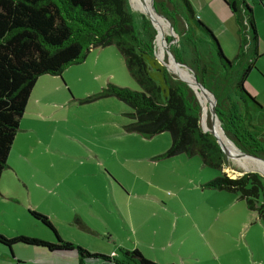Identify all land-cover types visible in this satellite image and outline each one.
<instances>
[{
	"label": "trees",
	"instance_id": "obj_1",
	"mask_svg": "<svg viewBox=\"0 0 264 264\" xmlns=\"http://www.w3.org/2000/svg\"><path fill=\"white\" fill-rule=\"evenodd\" d=\"M223 1L236 15L240 31H246L232 60L226 57L218 38L198 16L191 0H154L158 12L171 21L180 35V46L176 48L169 46L172 37L165 39L163 60L188 66L216 96L221 125L217 119L212 123L209 107L213 97L206 92L210 96L208 129L222 131L243 152L264 159V107L245 87L260 56L253 8L247 0ZM260 2L264 6V0ZM156 35L151 19L136 14L130 0H0V178L9 168L20 121L38 79L43 75L60 76L69 67L84 62L92 49L115 45L141 90L109 83L79 102L116 97L128 104L132 111L128 113L130 122L124 126L126 132L147 138L169 132L172 142L164 157L198 156L204 166L218 169L219 175L203 187L238 194L264 226V177L248 172L233 178L226 172L228 157L214 134L203 129L202 106L195 91L156 57ZM204 43L209 47L206 57L202 51ZM168 48L175 60L167 56ZM242 157L248 163L257 160ZM29 213L52 231L56 242L0 233L1 244L12 248L21 243L51 251L74 249L81 264L85 258L113 260L116 264H163L146 257L138 248L121 249L122 257L118 259L91 252L63 240L47 215L36 210Z\"/></svg>",
	"mask_w": 264,
	"mask_h": 264
},
{
	"label": "rangeland",
	"instance_id": "obj_2",
	"mask_svg": "<svg viewBox=\"0 0 264 264\" xmlns=\"http://www.w3.org/2000/svg\"><path fill=\"white\" fill-rule=\"evenodd\" d=\"M222 1L191 0L198 14L206 4H210L212 10L219 5L226 11L227 22L234 27L232 40L229 35L224 36L215 24L203 22L218 38L226 57L232 60L239 47H236V41L239 44L246 31L242 29L239 32V24ZM137 2L152 4V0ZM249 2L259 32L258 51L264 54V6L259 0ZM130 6L136 14L151 16L158 30V23L149 11L135 7L132 0ZM160 23L162 38L156 35L155 51L161 58L165 39L172 37L174 40V37L170 23L162 16ZM173 40L169 46L179 47L178 33L176 41ZM208 49L204 43L202 51L205 57L209 55ZM256 66L245 87L264 107V56L257 59ZM172 70L180 76L178 71ZM180 71L194 77L185 67ZM62 81L67 86L68 97L78 99V118L70 119L71 122L78 121V124L69 123L72 136L78 133V141L63 139L61 147L67 154H49L50 158L43 167L49 177L46 184L54 185L56 178L61 180L57 187L59 196H36L34 202L43 209L57 208L64 233L74 231L75 228L65 220L71 218L73 208L78 206L83 220L99 232L97 236L87 231L76 233L78 241L86 248H139L154 260L161 258L163 262L174 264H264V226L255 213L248 210L238 194L203 187L219 175L218 169L204 166L198 156L164 157L172 142L169 132L150 138L126 132L124 126L130 122L128 113L132 108L116 97L83 104L79 102V99L100 91L109 83L141 90L115 45L92 49L84 62L63 72ZM194 87L199 91L197 86ZM205 95L207 114L210 96L206 92ZM221 141L230 152L225 169L231 177L242 176L250 167L261 164L246 160L248 164H244L235 150ZM92 150L100 154L99 159L87 157ZM258 171L264 172V168ZM35 182V179H29L26 186L17 189L19 195L0 203V230L5 234L13 236L16 230L28 232L25 225L11 223L10 211L33 199L37 192ZM5 212L9 221L2 222ZM37 227L45 231L41 226L42 229Z\"/></svg>",
	"mask_w": 264,
	"mask_h": 264
},
{
	"label": "crops",
	"instance_id": "obj_3",
	"mask_svg": "<svg viewBox=\"0 0 264 264\" xmlns=\"http://www.w3.org/2000/svg\"><path fill=\"white\" fill-rule=\"evenodd\" d=\"M222 2L227 9L230 10L232 18L238 23L236 15L224 1ZM259 3L261 4L260 0ZM202 7L204 8H202L200 14L196 12L201 16L199 17L208 24H215L219 30H222L224 36L227 37V35H229L231 38L234 34V27L227 22L228 16L226 11L219 5H215L213 10L210 4L202 5ZM209 12L211 16H209ZM238 29L240 32V25H238ZM236 40L235 37V41ZM240 42L241 41L237 44L236 41V47H240ZM239 47L237 48V52ZM263 56L264 54H260L259 58ZM66 88V84L62 81V75L41 76L32 91L26 107V112L23 114L20 121V129L16 135L8 159L9 168L3 172L0 178V203H4V200L10 199L13 195H19L17 189L23 185L26 186L25 184L29 179L36 180L35 187L37 188L35 191L37 192L33 194V199H30L28 203L17 205V207L10 211L11 223L14 222L25 225L28 227V232H26V230H16L13 236H9L0 230L1 234H5L8 237L28 235L49 242H56V237L52 231L33 218L29 210H36L47 215L56 228L58 235L63 240L75 245L82 246L81 242L78 241L76 233L82 234V232L87 231L92 232L95 236L99 235V232L94 229V226L83 220L81 213L78 212V206L73 208L74 213L71 218L65 220L71 227L75 228L72 233L66 234L62 231V221L59 220L58 213L60 212L57 211V208L43 209L40 204L34 202V197L36 196H40L41 198L45 195L59 196L60 192L57 187L60 185L61 180L56 178L54 185L46 184L45 180H49V177L48 174L44 172L43 167L50 158L49 154L55 153L57 154L56 156H64L67 154L64 148L61 147L63 139L71 138L74 139L71 141H78V133L76 132V135L72 136V132L69 129V123H74L76 126L78 124V121L71 122L70 120L71 118H78V99L68 97ZM74 155L76 156V154ZM87 157L99 159L100 154L92 150L87 154ZM24 165H26L25 168L27 169V173L23 168ZM1 218H3L2 222L9 221L6 212ZM37 226H41L45 231H41ZM82 247L86 248L85 246ZM87 249L91 252L105 254L118 259L122 257L121 249L125 248L121 246H117V248L105 246ZM146 257L151 258L149 256ZM155 261L169 264L163 262L161 258ZM0 264H81V259L78 251L74 249L68 251H51L46 247L21 243L15 244L12 248H9L0 243ZM82 264L116 263L113 260L101 258H85Z\"/></svg>",
	"mask_w": 264,
	"mask_h": 264
},
{
	"label": "water",
	"instance_id": "obj_4",
	"mask_svg": "<svg viewBox=\"0 0 264 264\" xmlns=\"http://www.w3.org/2000/svg\"><path fill=\"white\" fill-rule=\"evenodd\" d=\"M152 2H153V8H154L155 12H156L158 15L164 17V18L170 23L171 30H172L171 35H172L173 37H175V34H177V33H176V30H175L174 26L172 25L171 21H170L168 18H166L164 15H162L160 12H158V10L156 9V7H155V5H154V0H152ZM145 15H147V14H145ZM149 18L151 19L152 23L155 25V23H154V21H153V18H152L151 16H149ZM157 32H158V30H157ZM157 34H158V33H157ZM156 39H157V36H156ZM174 40H175V39H174ZM175 41H176V40H175ZM167 51H168V56H172V58L175 60V56H174L173 52L171 51V49L168 48ZM156 57L158 58V60H159L163 65H165V66L168 68L169 71H171L172 73L177 74L176 72H174V71L171 69L170 65L167 64V62L163 61V60L157 55V53H156ZM176 66H179V67H185L188 71H190V68H189L188 66L184 65V64H177V63H176ZM177 75H178V74H177ZM178 76H179V75H178ZM194 77H195V81L197 82V84H198V86H199V91H204V92L210 93L211 96L213 97V102L211 103V105H210V107H209V113H210V116H211L212 123L214 124V121H215L216 119L219 120V118H218V116H217V112H216L217 98H216V96L214 95V93H213L212 91H210L208 88H206V87H205V86H204V85L198 80V77H197V76L194 75ZM180 78L183 79L182 77H180ZM183 80L186 81V82L192 87V89L195 91V93H196V95H197V97H198V99H199V101H200V103H201V106H202V120H201V123H202V127H203V129H204L205 131H209L210 133L214 134V136L216 137L218 143L220 144V146L222 147V149H223L224 152L226 153L227 157H229V156H230V152H229V151L225 148V146L221 143V141H220V139L218 138L216 132H215L214 130H212V129H208V128L205 127V124H204L205 108H204V106H203V103H202L200 97L198 96V92H197L196 88H195L190 82H188L187 80H185V79H183ZM219 122H220V120H219ZM220 125H221V122H220ZM221 128H222V126H221ZM222 130H223V132H224V129H223V128H222ZM224 133H225V132H224ZM226 136H227V135H226ZM227 137H228V136H227ZM228 138H229V137H228ZM231 141H232V140H231ZM232 142H233V141H232ZM233 143H234V142H233ZM234 144H235V143H234ZM235 145H236V144H235ZM236 147L240 150V154H241V156H244V157H250V158H255V159L259 160V161L264 162V159H263V158L258 157V156H255V155H251V154H248V153H245V152H243V151H242L237 145H236ZM248 172H258L259 174H261V175L264 177V174H263L262 172H259V171H256V170H247V171H245L244 173H248Z\"/></svg>",
	"mask_w": 264,
	"mask_h": 264
},
{
	"label": "bare ground",
	"instance_id": "obj_5",
	"mask_svg": "<svg viewBox=\"0 0 264 264\" xmlns=\"http://www.w3.org/2000/svg\"><path fill=\"white\" fill-rule=\"evenodd\" d=\"M132 1L135 3V7L146 9L147 11H149V12L154 16L155 20H156L157 23H158V24H157L158 35H159L160 38H162V30H161V29H162V24L160 23V15H158V14L155 12V10H154V8H153V4L149 5V4H145V3H143V2H137V1H139V0H137V1L132 0ZM163 23H164V22H163ZM164 24H165V23H164ZM175 35H176V34H175ZM158 43H159V42H158ZM163 45H164V44H163ZM163 49H164V47H163ZM161 59L163 60V55L161 56ZM163 61H164V60H163ZM169 65H170V67H171L172 69L178 71V73L180 74V76H182V78L187 79L190 83L192 82V84H193L194 86H197L198 89H199V86H198L197 82L195 81V77H193L192 74L185 75V72H183V71H180V72H179V70H181V67L176 66V64H172V63H170ZM199 92H200V96H199V97H200V99H201V101H202V103H203V105H204V103L206 104V95H205V92H204V91H199ZM204 108H205V105H204ZM204 124H205V127H206V108H205V114H204ZM206 128H207V127H206ZM215 132H216L217 136H219V138H220L221 140L225 141V142H226L231 148H233V149L235 150V153H236L237 157H239V159H240L241 161H243L244 164H246L247 162H246L245 159L239 154L237 148H236L235 145L230 141V139H228V138L222 133V131H218V132L215 131ZM226 149H227V148H226ZM230 150H231V149H230ZM255 162H261V164L255 166V167H250V170H256V171H258V170L264 168V162H262V161H258V160H255ZM247 164H248V163H247ZM249 165H250V164H249Z\"/></svg>",
	"mask_w": 264,
	"mask_h": 264
},
{
	"label": "built area",
	"instance_id": "obj_6",
	"mask_svg": "<svg viewBox=\"0 0 264 264\" xmlns=\"http://www.w3.org/2000/svg\"><path fill=\"white\" fill-rule=\"evenodd\" d=\"M247 1H250V0H247Z\"/></svg>",
	"mask_w": 264,
	"mask_h": 264
}]
</instances>
